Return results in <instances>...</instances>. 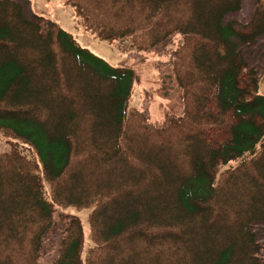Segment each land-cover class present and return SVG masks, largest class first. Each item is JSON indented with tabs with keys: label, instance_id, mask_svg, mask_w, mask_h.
<instances>
[{
	"label": "trees",
	"instance_id": "trees-1",
	"mask_svg": "<svg viewBox=\"0 0 264 264\" xmlns=\"http://www.w3.org/2000/svg\"><path fill=\"white\" fill-rule=\"evenodd\" d=\"M66 1L132 51L113 67L0 0V131L35 151L52 202L33 161L0 152V264H39L53 204L92 207V248L83 262L73 217L51 264H264V95L238 48L264 35V0L247 23L225 22L244 0ZM150 57L176 96L161 121L128 105Z\"/></svg>",
	"mask_w": 264,
	"mask_h": 264
},
{
	"label": "rangeland",
	"instance_id": "rangeland-1",
	"mask_svg": "<svg viewBox=\"0 0 264 264\" xmlns=\"http://www.w3.org/2000/svg\"><path fill=\"white\" fill-rule=\"evenodd\" d=\"M21 4L26 19L44 23L47 19L56 23L66 32L70 33L78 43L97 56L106 60L113 67H122L127 55L132 48L129 41H104L88 30L81 22L77 12L66 0H14ZM256 8V0H244L239 12L230 13L225 17V22L250 21ZM43 18V19H42ZM236 43H238L236 41ZM248 66L255 70L259 79V93L264 95V35H262L254 47H248L238 43ZM154 57H150L146 63L136 67L137 80L134 83L129 107L143 106L150 111L154 121H161L168 110L176 107V96L167 79L160 76L154 69ZM0 152L16 153L33 161L37 165L36 174L42 179V165L35 151L25 143L12 138L0 131ZM44 197L51 202L48 194V186L43 182ZM52 203V202H51ZM54 224L46 232L42 242V253L39 264H51L59 254L61 241L65 229L73 217L80 220L83 230L82 249L80 252L83 262H86L92 248L90 231V218L92 207H61L53 204ZM253 231L262 246V258L264 260V221L253 225ZM82 262V263H83ZM84 264V263H83Z\"/></svg>",
	"mask_w": 264,
	"mask_h": 264
}]
</instances>
